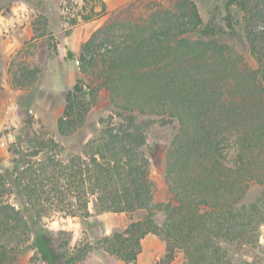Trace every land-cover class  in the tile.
Segmentation results:
<instances>
[{
    "label": "trees",
    "instance_id": "obj_1",
    "mask_svg": "<svg viewBox=\"0 0 264 264\" xmlns=\"http://www.w3.org/2000/svg\"><path fill=\"white\" fill-rule=\"evenodd\" d=\"M136 2L111 12L81 44L83 83L68 94L58 132L68 137L82 128L102 90L113 106L110 120L66 159L53 136L35 134L26 154L13 150V172L0 174V264H12L30 236L26 210L38 219L52 211L85 219L92 196L101 211L142 212L97 240L128 264L137 263L149 234L166 243L164 264L179 252L183 264H240L229 246L259 241L264 205L246 194L251 183L264 184V0H227L228 30L205 25L195 0H155L133 13ZM232 8L241 13L236 22ZM236 26L250 58L224 40ZM25 71L17 86L32 84L39 69ZM172 119L179 128L166 154L169 198L155 202L146 128ZM15 192L23 207L6 199ZM86 255L63 253L65 264Z\"/></svg>",
    "mask_w": 264,
    "mask_h": 264
},
{
    "label": "rangeland",
    "instance_id": "obj_2",
    "mask_svg": "<svg viewBox=\"0 0 264 264\" xmlns=\"http://www.w3.org/2000/svg\"><path fill=\"white\" fill-rule=\"evenodd\" d=\"M153 1L138 0L132 12H143L145 6ZM195 1L205 25L228 30L225 22L227 0ZM4 3L7 5L4 6ZM33 3L36 6L22 0L0 1V174L6 176L13 172L16 157L13 150L19 149L26 154L30 150L29 140L35 134L53 136L64 147L60 157L66 159L70 154L83 151L84 144L98 134L105 124L103 121L108 122L113 112L108 93L102 90L88 111L82 128L68 137L58 132V119L65 109L68 94L77 83H83L78 65L80 48L77 51L69 49L68 36L75 26L87 21L82 20V16H92L89 20L100 19L102 25L111 12L100 14L101 0H35ZM14 6L23 7L18 10L23 16L22 20H16L13 33ZM120 8L115 12H119ZM231 11L236 22L241 13L235 8ZM77 18L78 23L71 25L72 20ZM222 35L226 42L250 58L239 26L234 32L227 31ZM75 42L78 44L79 39ZM251 63L256 67L255 60L251 59ZM26 68H38L39 71L32 84L17 86L15 77H24ZM178 128L179 122L175 119L166 124L156 122L146 128L148 144L145 150L151 162L155 202L169 198L164 176L166 154ZM11 179L12 175L9 181ZM246 195L249 200L260 199L264 205V184L251 183ZM6 199L17 207H23L22 198L16 192L7 195ZM89 211L90 215L85 219L62 211H52L38 219L26 210L30 236L12 264H65L63 253L68 250L74 253L79 249L87 251V255L78 264H117L118 257L99 248L97 240L124 230L132 220L140 218L142 212L101 211L95 196L91 197ZM157 219L162 222L164 215L157 212ZM147 239L146 244L150 243ZM229 250L233 260L240 264L246 261L264 264V225L259 229L256 245L229 246ZM166 252L167 248L151 264H164ZM183 261V254L179 252L172 262L181 264Z\"/></svg>",
    "mask_w": 264,
    "mask_h": 264
},
{
    "label": "crops",
    "instance_id": "obj_3",
    "mask_svg": "<svg viewBox=\"0 0 264 264\" xmlns=\"http://www.w3.org/2000/svg\"><path fill=\"white\" fill-rule=\"evenodd\" d=\"M106 5H107V14L108 15L110 12L115 11L116 9L120 8L121 6L129 3L132 0H104ZM198 4V3H197ZM23 8L22 6H14L13 7V33H14V25L17 22L16 20L21 19L22 14H19L18 12L19 9ZM23 16V15H22ZM101 20L100 19H95V20H87L79 23L77 26L73 28L72 34L68 36V48L72 49L74 51L79 50L81 44L87 40L92 32L98 28L101 25ZM79 39L78 44H76V40ZM73 43V45L71 44ZM128 226V225H127ZM126 226V227H127ZM147 238L150 239V243H147ZM142 249L144 251L140 252L138 256V261L137 264H151L155 260H158L160 258L161 252L165 251L166 244L164 241H162L160 238H158L154 234H149L147 235L143 240H142ZM159 250H161L159 252ZM117 264H128L125 261L121 260L118 258ZM170 264H177L176 262H171ZM183 264V263H181Z\"/></svg>",
    "mask_w": 264,
    "mask_h": 264
}]
</instances>
